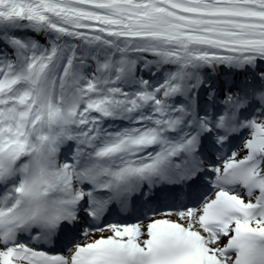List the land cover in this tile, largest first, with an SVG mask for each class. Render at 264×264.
Masks as SVG:
<instances>
[{
	"label": "snow or ice",
	"instance_id": "obj_1",
	"mask_svg": "<svg viewBox=\"0 0 264 264\" xmlns=\"http://www.w3.org/2000/svg\"><path fill=\"white\" fill-rule=\"evenodd\" d=\"M0 264H264V0H0Z\"/></svg>",
	"mask_w": 264,
	"mask_h": 264
}]
</instances>
